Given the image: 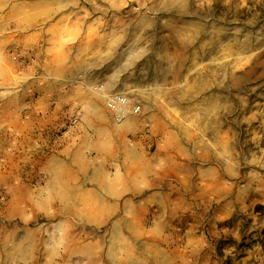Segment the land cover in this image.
Returning a JSON list of instances; mask_svg holds the SVG:
<instances>
[{
    "label": "rangeland",
    "instance_id": "1",
    "mask_svg": "<svg viewBox=\"0 0 264 264\" xmlns=\"http://www.w3.org/2000/svg\"><path fill=\"white\" fill-rule=\"evenodd\" d=\"M0 264H264V0H0Z\"/></svg>",
    "mask_w": 264,
    "mask_h": 264
},
{
    "label": "built area",
    "instance_id": "2",
    "mask_svg": "<svg viewBox=\"0 0 264 264\" xmlns=\"http://www.w3.org/2000/svg\"><path fill=\"white\" fill-rule=\"evenodd\" d=\"M104 106L110 112L111 119L115 122H120L126 115H138L140 105L138 103H129L125 93L114 91L104 99Z\"/></svg>",
    "mask_w": 264,
    "mask_h": 264
},
{
    "label": "bare ground",
    "instance_id": "3",
    "mask_svg": "<svg viewBox=\"0 0 264 264\" xmlns=\"http://www.w3.org/2000/svg\"><path fill=\"white\" fill-rule=\"evenodd\" d=\"M104 89H101V94H100V99H105V97L106 96H108L110 93H107V91H103ZM133 90H132V94H133ZM112 93V92H111ZM133 95H137V93H134ZM105 105V104H104ZM93 109H95L96 110V112L99 114V115H103V112L104 111H102V109H100V107L98 106V105H93ZM107 111H108V109H106ZM109 112V111H108ZM109 114H110V112H109ZM111 117V116H110ZM133 117H134V115H131V114H129V115H126V117L123 119V120H121L120 122H121V125L123 126V128H126V129H129V128H131L132 126H133ZM115 122V121H114ZM50 171L52 172V167H51V169H50ZM60 180V178L58 179V181ZM62 186H60V188H61ZM45 191H46V194H51V192H52V184H48V187L45 189ZM46 197V196H45ZM48 197H50V196H48ZM43 199V198H42Z\"/></svg>",
    "mask_w": 264,
    "mask_h": 264
},
{
    "label": "crops",
    "instance_id": "4",
    "mask_svg": "<svg viewBox=\"0 0 264 264\" xmlns=\"http://www.w3.org/2000/svg\"><path fill=\"white\" fill-rule=\"evenodd\" d=\"M51 174V173H50ZM49 177V176H48ZM50 180H52V175H51V177H50ZM15 190H17V187L15 188Z\"/></svg>",
    "mask_w": 264,
    "mask_h": 264
}]
</instances>
